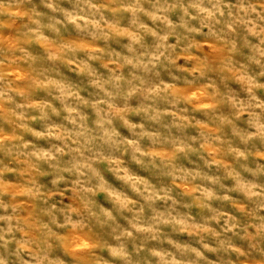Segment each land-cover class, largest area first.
Instances as JSON below:
<instances>
[{
    "label": "clouds",
    "instance_id": "clouds-1",
    "mask_svg": "<svg viewBox=\"0 0 264 264\" xmlns=\"http://www.w3.org/2000/svg\"><path fill=\"white\" fill-rule=\"evenodd\" d=\"M0 264H264V0H0Z\"/></svg>",
    "mask_w": 264,
    "mask_h": 264
}]
</instances>
